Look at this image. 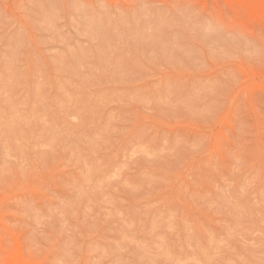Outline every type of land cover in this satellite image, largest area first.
<instances>
[{
  "label": "rangeland",
  "instance_id": "obj_1",
  "mask_svg": "<svg viewBox=\"0 0 264 264\" xmlns=\"http://www.w3.org/2000/svg\"><path fill=\"white\" fill-rule=\"evenodd\" d=\"M0 264H264V0H0Z\"/></svg>",
  "mask_w": 264,
  "mask_h": 264
}]
</instances>
